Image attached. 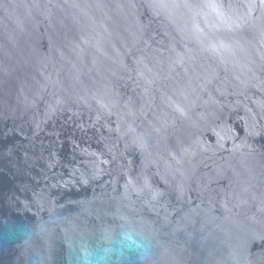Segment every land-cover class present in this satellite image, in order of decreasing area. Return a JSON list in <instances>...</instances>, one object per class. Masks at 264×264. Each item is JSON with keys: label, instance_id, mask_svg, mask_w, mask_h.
<instances>
[{"label": "water", "instance_id": "water-1", "mask_svg": "<svg viewBox=\"0 0 264 264\" xmlns=\"http://www.w3.org/2000/svg\"><path fill=\"white\" fill-rule=\"evenodd\" d=\"M0 264H264V0H0Z\"/></svg>", "mask_w": 264, "mask_h": 264}]
</instances>
